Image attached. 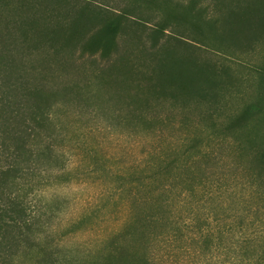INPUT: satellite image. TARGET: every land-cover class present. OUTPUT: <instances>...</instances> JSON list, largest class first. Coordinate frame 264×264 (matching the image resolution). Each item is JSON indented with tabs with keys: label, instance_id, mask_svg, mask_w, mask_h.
Wrapping results in <instances>:
<instances>
[{
	"label": "rangeland",
	"instance_id": "374dc122",
	"mask_svg": "<svg viewBox=\"0 0 264 264\" xmlns=\"http://www.w3.org/2000/svg\"><path fill=\"white\" fill-rule=\"evenodd\" d=\"M41 1L30 30L15 32L31 37L24 44L39 58L47 47L70 59L68 84L53 87L66 165L30 192L33 239L0 242V264H140L145 253L150 264H187L180 246L202 250L203 233L188 223L204 213L219 221L215 238H235L232 212L264 206L242 184L264 149V0H235L225 12L212 0ZM84 5L118 24L109 55L83 49L103 21L61 26ZM45 8L61 23L48 29ZM27 10L25 0H0V12L17 20ZM158 209L177 233L170 255L143 226ZM124 230L128 253L114 262L110 243Z\"/></svg>",
	"mask_w": 264,
	"mask_h": 264
},
{
	"label": "trees",
	"instance_id": "16d2710c",
	"mask_svg": "<svg viewBox=\"0 0 264 264\" xmlns=\"http://www.w3.org/2000/svg\"><path fill=\"white\" fill-rule=\"evenodd\" d=\"M25 1L28 10L23 11V17L19 15V20L15 16L0 12V242L12 237L18 244L25 243L26 239H33L28 232L34 226V216L28 212V195L39 189L44 182H51L49 173L55 170L61 172L66 165L61 150L58 151L57 148L64 135L53 123L54 109L60 103L53 87L55 82L59 83V79L67 85L61 76L71 73L70 59L66 58L64 50L56 48V52H52V49L46 47L45 56L39 58L33 50L25 46L31 37L27 33L18 35L15 32L18 25L26 26L30 30L29 24L34 21L31 20L29 11L38 4L41 8L43 5L41 0ZM212 1L217 10L225 12L224 8L231 9L235 0ZM46 3L45 1V7L48 6ZM88 8L86 5L72 7L69 10L72 21L67 23H61L60 19L49 12L50 8H45L47 28L51 29L52 25L61 23V26L74 25L72 29H77L79 21L76 20L82 21L88 16L96 21L101 20L102 27L84 42L83 49L93 55H109L118 44V24L102 10H90L89 15ZM187 80L190 83L195 81ZM257 156L260 165L257 163L255 170L247 167L249 178L242 184L249 189L255 188L254 194L264 198V149ZM44 173L49 174L45 181L41 178ZM37 176L40 178L38 181ZM217 188L221 189L222 186ZM236 216L240 218L238 224L230 223L235 225V229L231 227V231L236 232V236L226 239L222 237V232L216 238L211 232L212 221L217 225V218L213 220L210 214L204 213L199 219L200 216L195 214V220L188 224L193 225L196 232L203 233L204 241H199L202 243V250L187 245L180 246L179 252L190 261L187 264H264V206L250 207L242 215L233 212L230 215L234 219H237ZM144 221L146 232L150 230L151 237H159L167 248L163 246L165 251L172 249L177 233L171 230L173 222L170 215L160 213L158 209L148 214ZM218 227L220 228L219 225ZM126 231L118 234L110 243V257L114 262L124 260L128 253L125 245L128 236ZM204 232H209L213 239H208L210 235ZM190 256H193V262L189 259ZM139 261L140 264H150L146 253L139 257ZM51 264L63 263L53 261Z\"/></svg>",
	"mask_w": 264,
	"mask_h": 264
}]
</instances>
